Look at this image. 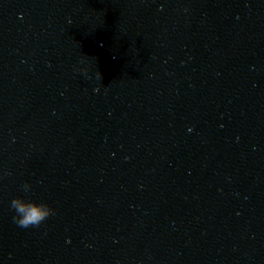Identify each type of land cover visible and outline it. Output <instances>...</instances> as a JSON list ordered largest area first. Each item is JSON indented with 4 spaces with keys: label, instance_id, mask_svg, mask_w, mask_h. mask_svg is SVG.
I'll return each instance as SVG.
<instances>
[{
    "label": "clouds",
    "instance_id": "clouds-1",
    "mask_svg": "<svg viewBox=\"0 0 264 264\" xmlns=\"http://www.w3.org/2000/svg\"><path fill=\"white\" fill-rule=\"evenodd\" d=\"M96 74L101 81V73L97 70ZM94 91H98V89H94ZM21 190L28 193L31 191V185L24 183L21 185ZM10 208L15 213L12 217L13 222L18 227L25 229L39 227L46 219L54 215L53 208L47 203L26 200L20 196L12 198Z\"/></svg>",
    "mask_w": 264,
    "mask_h": 264
}]
</instances>
